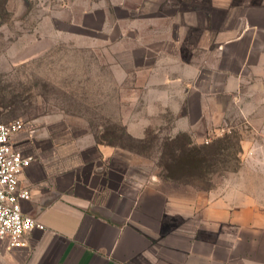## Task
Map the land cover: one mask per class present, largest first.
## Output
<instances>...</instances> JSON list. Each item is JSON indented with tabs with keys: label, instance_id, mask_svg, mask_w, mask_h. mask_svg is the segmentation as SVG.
Listing matches in <instances>:
<instances>
[{
	"label": "crops",
	"instance_id": "crops-1",
	"mask_svg": "<svg viewBox=\"0 0 264 264\" xmlns=\"http://www.w3.org/2000/svg\"><path fill=\"white\" fill-rule=\"evenodd\" d=\"M129 1L114 5L134 8L150 33L134 64L155 72L147 85L173 102L175 134L222 131L226 103L264 93V0ZM55 131L12 138L32 156L19 176L30 193L22 211L45 229L18 247L0 239V264H264L256 195L178 181L137 185L116 169L120 148L91 144L75 159L73 142Z\"/></svg>",
	"mask_w": 264,
	"mask_h": 264
},
{
	"label": "rangeland",
	"instance_id": "rangeland-1",
	"mask_svg": "<svg viewBox=\"0 0 264 264\" xmlns=\"http://www.w3.org/2000/svg\"><path fill=\"white\" fill-rule=\"evenodd\" d=\"M115 3L0 0V123L20 119L19 133L33 136L56 128L60 141L73 142L75 159L91 144L120 148L116 169L137 185L177 177L195 183L196 172L160 165L174 164L185 138L174 133L179 120L167 107L173 102L163 103L161 88L147 85L155 72L134 64L150 41L146 24L135 21L134 8ZM225 107L222 131L190 135L192 144L206 146L230 138L207 157L211 165L193 186L240 188L264 201V93Z\"/></svg>",
	"mask_w": 264,
	"mask_h": 264
},
{
	"label": "built area",
	"instance_id": "built-area-1",
	"mask_svg": "<svg viewBox=\"0 0 264 264\" xmlns=\"http://www.w3.org/2000/svg\"><path fill=\"white\" fill-rule=\"evenodd\" d=\"M20 119L0 123V239L6 238L10 246L24 245V235L33 229L44 230L35 217L22 211L21 203L30 198L29 190L19 184L22 170L32 156L14 147L12 138L24 129ZM207 143L208 140L205 139Z\"/></svg>",
	"mask_w": 264,
	"mask_h": 264
},
{
	"label": "trees",
	"instance_id": "trees-1",
	"mask_svg": "<svg viewBox=\"0 0 264 264\" xmlns=\"http://www.w3.org/2000/svg\"><path fill=\"white\" fill-rule=\"evenodd\" d=\"M181 137L185 138V143H181L180 146H177L176 149L178 152L180 151V154L177 156L179 158H175V162L172 165H168L167 163L160 162V165L165 168V170L171 171V168L173 167L176 170H192L196 172V181L191 182L187 180L181 179V177H177L174 179V181H178L180 183L189 184V185H200L201 179L199 177L204 176V172H206L205 169H207L211 164L208 163L207 157L211 156L212 154H219L221 153V149L224 147L223 145L226 144V142L230 139L227 134H224L221 138H218L216 143L210 144L208 146L206 145H195L192 144V141L190 139V135L186 132H182L180 135ZM209 144V142L207 143ZM191 145V146H190ZM211 148L210 150H208ZM174 152L176 153V150H172V155L174 156ZM171 155V154H170ZM172 166V167H171ZM188 170V171H189ZM167 176L170 177L169 174ZM210 189V188H205Z\"/></svg>",
	"mask_w": 264,
	"mask_h": 264
},
{
	"label": "water",
	"instance_id": "water-1",
	"mask_svg": "<svg viewBox=\"0 0 264 264\" xmlns=\"http://www.w3.org/2000/svg\"><path fill=\"white\" fill-rule=\"evenodd\" d=\"M30 215V214H29ZM30 216H32V215H30ZM32 217H34V216H32Z\"/></svg>",
	"mask_w": 264,
	"mask_h": 264
}]
</instances>
